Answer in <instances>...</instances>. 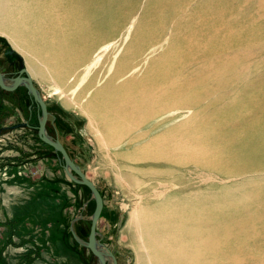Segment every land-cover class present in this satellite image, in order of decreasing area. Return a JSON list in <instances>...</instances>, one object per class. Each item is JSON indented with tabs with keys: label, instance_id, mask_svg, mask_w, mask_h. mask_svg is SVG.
I'll use <instances>...</instances> for the list:
<instances>
[{
	"label": "rangeland",
	"instance_id": "rangeland-1",
	"mask_svg": "<svg viewBox=\"0 0 264 264\" xmlns=\"http://www.w3.org/2000/svg\"><path fill=\"white\" fill-rule=\"evenodd\" d=\"M250 1L259 0H170L164 23L151 30L179 78L163 86L158 105L150 98V117L131 128L123 146L104 143L86 116L65 108L34 80L48 106V135L62 142L103 197L98 239L118 264H139L130 243L129 214H138L147 198L163 192L150 177L139 187L122 178L124 162L163 171L166 155L183 168L195 157L211 165V186L218 187V174L229 176L230 186L235 178L256 176L259 182L246 192L259 190L264 197V15L253 18L254 7L245 5ZM246 17L248 27H221ZM23 67L24 56L0 34L2 73L11 80ZM40 115L27 88H0V264H98L82 244L88 241L96 202L89 188L67 176L61 155L39 138ZM118 152L131 158H116ZM184 175L179 182L192 178ZM193 179L196 190L206 187L204 174ZM259 209L264 210V201Z\"/></svg>",
	"mask_w": 264,
	"mask_h": 264
},
{
	"label": "bare ground",
	"instance_id": "bare-ground-1",
	"mask_svg": "<svg viewBox=\"0 0 264 264\" xmlns=\"http://www.w3.org/2000/svg\"><path fill=\"white\" fill-rule=\"evenodd\" d=\"M245 5L254 7L253 18L264 15V0ZM170 6V0H0V34L24 56L33 82L39 80L65 108L86 116L113 148L124 145L140 119L150 117V98L158 105L163 86L177 84L179 70L165 63L151 30L164 23ZM249 22L246 17L221 27H248ZM116 158L131 156L118 152ZM194 158L184 168L166 155L163 171L130 162L120 169L133 186L150 177L163 191L147 198L138 214H129L138 263L264 264V246H258L264 243V210L259 209L264 197L259 190L246 192L259 178H235L230 186L229 176L218 174L215 188L209 162L201 165ZM187 172L192 178L179 182ZM199 172L207 182L202 190L193 179Z\"/></svg>",
	"mask_w": 264,
	"mask_h": 264
},
{
	"label": "water",
	"instance_id": "water-1",
	"mask_svg": "<svg viewBox=\"0 0 264 264\" xmlns=\"http://www.w3.org/2000/svg\"><path fill=\"white\" fill-rule=\"evenodd\" d=\"M24 86L27 88L29 95L33 98L38 105L41 115L39 117L38 136L46 144L50 145L54 150L59 153L64 161V169L67 176L75 183L86 186L90 189L92 196L96 202L95 211L92 215L90 234L88 241L82 243L89 249L98 259V264H118L117 257L114 253L98 239L97 224L102 214L104 207L103 197L96 187L95 183L90 180L86 173L82 171L79 165L68 154L66 148L59 139H54L47 133V122L49 117L48 106L44 101L39 89L35 86L27 69L23 67L19 71V76L13 79H7L0 70V88L5 91L13 92L18 87ZM20 127V126H18ZM78 240L77 236L74 234Z\"/></svg>",
	"mask_w": 264,
	"mask_h": 264
},
{
	"label": "flooded vegetation",
	"instance_id": "flooded-vegetation-1",
	"mask_svg": "<svg viewBox=\"0 0 264 264\" xmlns=\"http://www.w3.org/2000/svg\"><path fill=\"white\" fill-rule=\"evenodd\" d=\"M17 76H19V72H18V74L15 75V77H17ZM15 77H14V78H15Z\"/></svg>",
	"mask_w": 264,
	"mask_h": 264
}]
</instances>
